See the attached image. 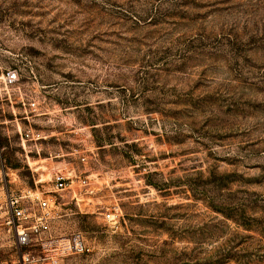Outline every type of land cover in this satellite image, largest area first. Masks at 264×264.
I'll list each match as a JSON object with an SVG mask.
<instances>
[{
  "label": "rangeland",
  "instance_id": "obj_1",
  "mask_svg": "<svg viewBox=\"0 0 264 264\" xmlns=\"http://www.w3.org/2000/svg\"><path fill=\"white\" fill-rule=\"evenodd\" d=\"M26 187L58 216L18 250ZM74 236L60 264H264V0H0V264Z\"/></svg>",
  "mask_w": 264,
  "mask_h": 264
},
{
  "label": "built area",
  "instance_id": "obj_2",
  "mask_svg": "<svg viewBox=\"0 0 264 264\" xmlns=\"http://www.w3.org/2000/svg\"><path fill=\"white\" fill-rule=\"evenodd\" d=\"M19 80V74L15 69H8L3 73V83L5 86H12ZM31 111H37L38 102L30 100L27 102ZM41 138L39 132L27 131L22 134V140H34ZM85 158H83V161ZM77 179L81 186H88L87 177L81 178L75 171L60 169L54 172L53 183L56 192H63L72 189V185ZM6 226L15 239L18 250L27 247L32 242V236H42L50 229V222L58 216L57 199L54 196L46 195L38 187H26L21 193L10 192L7 198ZM119 214L115 208H109L104 212V220L112 229L119 227ZM57 253L47 255L50 264H60V258L81 254L90 251V247L81 236L65 239L58 244ZM21 261L26 264L30 261L28 254L21 252Z\"/></svg>",
  "mask_w": 264,
  "mask_h": 264
}]
</instances>
